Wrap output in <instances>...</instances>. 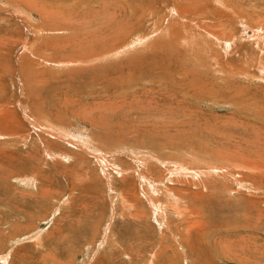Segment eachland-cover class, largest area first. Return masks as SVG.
Instances as JSON below:
<instances>
[{"label":"rangeland","instance_id":"374dc122","mask_svg":"<svg viewBox=\"0 0 264 264\" xmlns=\"http://www.w3.org/2000/svg\"><path fill=\"white\" fill-rule=\"evenodd\" d=\"M263 37L264 0H0V264H264Z\"/></svg>","mask_w":264,"mask_h":264},{"label":"bare ground","instance_id":"6f19581e","mask_svg":"<svg viewBox=\"0 0 264 264\" xmlns=\"http://www.w3.org/2000/svg\"><path fill=\"white\" fill-rule=\"evenodd\" d=\"M216 2H219V1H216ZM175 8H173V12L175 13V14H177L178 15V17H182V12L184 11V10H186V9H184V8H182V6H180V5H175L174 6ZM172 9V8H171ZM217 11V10H216ZM245 17V16H244ZM236 18V17H235ZM263 19V18H262ZM240 20V19H239ZM250 23V22H249ZM249 23H246L245 25H243V23H242V26H243V29H244V33H246V34H249L250 32H251V30H255L256 31V29H255V27H252ZM196 26V27H201V24H200V22H198V21H194V24H193V26ZM258 27H259V25H257ZM261 26V25H260ZM248 28V29H247ZM242 29V30H243ZM260 30V29H259ZM211 32H212V34H211ZM216 31H208V32H206V34L208 35V36H210V35H212V36H214V37H218L219 35H217L216 33H215ZM197 36H202V35H197ZM193 37H195V36H191V37H187V36H185L184 37V35L182 36V39H184L183 40V42L184 43H188V44H190V43H193L194 41H195V39L193 38ZM199 38V37H198ZM264 38V37H263ZM230 39V38H229ZM229 39H228V41H229ZM180 40V39H179ZM202 40V39H201ZM128 44V43H127ZM130 44V43H129ZM194 45V44H193ZM122 48V47H121ZM116 49V50H115ZM123 50V49H122ZM121 49H120V47H117V48H112V49H110V51L109 50H107V51H109V52H112V51H114L115 52V54L116 53H118V52H120V51H122ZM104 54V53H103ZM216 61V60H215ZM220 67V66H219ZM7 125V124H6ZM47 126H50V125H47ZM11 130V129H10ZM56 131V130H55ZM88 149V148H87ZM143 178V177H142ZM145 179V178H144ZM29 181V180H28ZM152 203V202H151ZM157 211V210H156ZM160 212V211H159ZM160 214V213H159Z\"/></svg>","mask_w":264,"mask_h":264}]
</instances>
